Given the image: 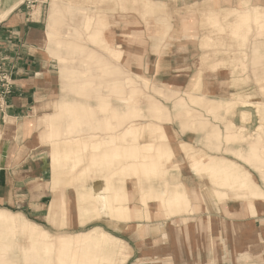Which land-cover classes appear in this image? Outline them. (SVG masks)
<instances>
[{"label":"crops","instance_id":"obj_1","mask_svg":"<svg viewBox=\"0 0 264 264\" xmlns=\"http://www.w3.org/2000/svg\"><path fill=\"white\" fill-rule=\"evenodd\" d=\"M26 1L0 0V65L11 73L15 83L9 107L0 111V212L21 216L25 214L23 210L19 214L8 208L27 209L48 223L51 205L59 197L45 193V173L52 172L50 191L73 183L76 174L53 172L52 147L46 142L50 120L55 122L65 105L69 110H81L83 106L93 114L92 119H81L86 128L80 138L74 137L85 143H90V138L109 142L106 134L121 133L125 125H137L134 122L138 120L131 119V114L147 109L153 119L159 114L171 120L154 124L163 127L173 157L159 178L149 182L134 176L126 182L129 194L132 192L133 216L136 210H142L137 182L146 192L154 189L178 194L184 212L168 218L156 204L151 221L102 218L88 224L110 225L107 228L113 236L128 246L130 257L126 264H264V199L243 197L237 189L221 188L209 174L197 172L199 168L194 171L193 167L194 159L203 163L224 160L248 173L264 192V162L257 167L241 159L249 156L250 146L256 144L264 161V134H259L264 121L258 112L264 111V105L258 106L264 104L263 75L257 76L261 79L256 89L246 85L253 82L247 73L249 64L264 63V40L254 42L256 33L248 36L243 31L252 10L260 24L255 38L264 37V0H37L33 7H28ZM200 15L210 31L208 35L215 40L213 47L201 49L199 37L195 54L188 30L194 25L190 20ZM231 39L235 41H227ZM99 43L104 49L94 45ZM223 45L226 49H222ZM117 50L124 55L118 56ZM211 50L218 53L214 57L206 53ZM93 64H100L107 75L122 74L123 79L125 74L133 79L143 76L151 82L149 88H155L154 92L141 87L126 91L119 85L122 82L110 83L104 74L100 75V88H93ZM168 81L177 87L162 84ZM130 93L150 95L154 102L149 106L141 103L126 112L119 98L124 100L123 95ZM160 93L169 102L154 97ZM114 94L117 100L109 102V96ZM94 95L97 101H93ZM76 96H84L85 100ZM189 99L197 105L202 118H174L184 108L190 109ZM248 102L253 105H242ZM229 109L232 111L226 115L224 110ZM71 120L64 117L68 125ZM106 122L116 131L104 129ZM229 127L235 134H243L244 141L229 142ZM217 131L220 138L215 135ZM136 136L127 139L128 146L134 148L137 144L140 149L157 138L145 134L141 140ZM124 144L118 141L116 148L123 149ZM74 145L71 149L78 151ZM184 146L189 147V156ZM81 154L84 160L77 172L102 170L109 165L108 161L96 164L90 149ZM113 161L118 170L123 168L120 158ZM69 166H73L72 162ZM33 178H37L36 183ZM63 190L69 191L66 194L71 206L76 202L71 194L73 188ZM71 211L68 223L76 227L78 218ZM53 222L59 223L60 219Z\"/></svg>","mask_w":264,"mask_h":264},{"label":"bare ground","instance_id":"obj_2","mask_svg":"<svg viewBox=\"0 0 264 264\" xmlns=\"http://www.w3.org/2000/svg\"><path fill=\"white\" fill-rule=\"evenodd\" d=\"M4 15V14H3ZM3 17V16H2ZM192 23H196V19H191ZM193 30V29H192ZM190 35L194 37L195 32H191ZM96 35H94V38ZM190 38V37H188ZM214 38L211 35H205L202 43V49H208L213 47L214 45ZM120 48V47H119ZM118 54H122V51L117 50ZM245 66H241V70L244 72ZM201 77V76H199ZM146 80V78H144ZM163 85H170L173 87H177L175 82H165L162 83ZM195 89V88H194ZM199 89V88H197ZM196 90V89H195ZM197 91V90H196ZM264 95V90L262 91ZM242 105H253L252 102L242 103ZM264 104L258 105L263 106ZM81 110H69V105L64 106V110L58 119L54 122L50 120L51 124L49 126V130L46 133V142L49 143L52 147V152L50 156V160L52 161V169L53 172H68V173H75L84 160V155L81 153L86 149V143L82 140H72L69 138L74 132V126L78 125L81 117H89L92 119L93 114L89 113L88 110H85V107L80 106ZM87 111L89 115L85 113ZM260 115H263V111H258ZM244 113V112H243ZM86 115V117H85ZM142 115V111L133 112L130 116L131 119H137ZM246 115V113H245ZM244 115V116H245ZM69 116L72 120L70 124L69 122L64 121V117L67 118ZM243 116V117H244ZM242 117V116H241ZM157 121L160 120H169L168 118H163L159 114L155 115ZM245 119V118H243ZM134 122V121H133ZM248 122V121H247ZM90 123V122H88ZM132 123V122H131ZM244 123V122H243ZM131 125V124H130ZM147 131L152 132V135H158V132L161 130V126L155 125L154 123L147 125ZM139 127V128H138ZM144 127V126H143ZM107 131L112 132L116 131V129L112 128L109 122L105 123V128ZM231 127L227 128V135L230 134ZM139 132V133H138ZM143 129L141 126H130L129 128H125L121 133L114 132L112 134H107L109 136V142H104L107 146L102 149L103 142H97L93 144V153L96 156L95 163H105L108 161L109 165L106 167L98 168V170H93V173H100L104 175L105 173H109L108 176V187L107 193L102 194L99 198V201L93 202L89 207V209L83 210L86 214H95L99 216L100 219L106 217L105 219L118 221V222H128L132 218L137 219H147L150 220L152 216L151 210H153L150 206L152 203L153 206L156 205V197L152 193L150 194H141L140 189V197L142 210H136L135 216H133L134 208L130 201V194L127 190L125 185L124 192L121 195L119 192L114 191L113 181L116 178V172L113 171V167L116 166V161H113L116 158H120V162L124 160L123 156V149H117L118 141L119 142H127L126 139L133 137L134 135L138 134L144 137L145 133H143ZM148 134V133H147ZM166 135V134H165ZM216 137L220 138L221 133L217 131L215 133ZM64 136H68L67 138H63ZM233 140L232 137H228V141ZM72 143H75L76 149L78 151L72 150ZM156 143V141L154 142ZM122 144V143H121ZM167 145V150L170 148L168 142L165 143ZM50 147V148H51ZM153 146L149 147L152 148ZM124 148H126L124 144ZM148 148V147H147ZM103 151V154H99V152ZM133 151V150H132ZM259 146L252 145L249 149V156L245 157L253 166L260 165L264 161L260 158ZM83 156V157H82ZM123 156V158H122ZM113 161V162H112ZM72 162L73 166L70 167L69 163ZM160 162V157H159ZM218 165L214 166L210 173V177L212 180L221 188H227L232 186L231 177L234 175V170L229 168L227 170L217 169ZM217 167V168H216ZM140 169H133L130 173V178L134 176H141L147 180H154L156 177L159 178L161 172L157 171L158 165L156 162H146L144 161L141 164ZM219 170V172H218ZM90 173L89 169H85L80 174L83 177H86ZM93 175V174H92ZM137 181V180H136ZM139 187L140 182H137ZM246 184V182L242 183ZM57 191V190H53ZM259 191V190H258ZM243 197L245 196V192L243 191ZM60 193H56L55 195L59 197L58 201H55L50 208V221L53 222L54 219L60 214H67L68 215V203L63 200V198L59 195ZM220 194V193H219ZM225 194V193H224ZM258 195L257 192H255ZM92 197L93 194H91ZM238 196V195H236ZM241 197V195H239ZM223 197V193L220 195ZM166 192H163L160 196L159 205L162 207V213L165 214L167 217L174 214L175 211L171 207V211L169 210L168 204L165 202ZM260 198L264 199V196H260ZM171 203L176 209V213L179 214L180 210H182L181 198L179 195L173 194L171 198ZM250 207V206H249ZM252 209V207H251ZM79 212H82V209L78 208ZM72 213V211H71ZM164 215V216H165ZM22 216V215H21ZM20 215H11L6 213L0 212V225H8L12 231V241L8 247L3 245V241L0 238V264H49L44 263V259L39 252L40 246H48L58 248L62 257L58 259L57 264H125L128 262V258L130 257L127 254L128 246L122 240L114 237L113 235L105 232H99L97 229H94L92 232L89 233H80L77 235H71V237H58L56 240H52L55 238L47 231L43 230L37 224L27 223L25 224L22 221ZM23 217V216H22ZM60 219V217H59ZM96 219V218H95ZM27 222V221H26ZM164 225V224H163ZM110 226V225H109ZM156 226V225H155ZM258 227V226H257ZM31 238V246L28 249L20 250V235L21 233L25 232ZM153 240V239H152ZM129 244V243H128ZM130 248V247H129ZM130 253V252H129ZM14 254L22 255L21 258L14 257ZM129 256V257H128Z\"/></svg>","mask_w":264,"mask_h":264},{"label":"rangeland","instance_id":"obj_3","mask_svg":"<svg viewBox=\"0 0 264 264\" xmlns=\"http://www.w3.org/2000/svg\"><path fill=\"white\" fill-rule=\"evenodd\" d=\"M250 14L251 15L253 14L252 18L248 22V24H246L244 26L243 31H245V33L248 36H251L254 33H256V36L253 37L254 42H255L256 39H263L264 40V37L263 38H255V37H257V32H259L257 29L260 26V24L256 21L255 14H254V12L252 10L250 11ZM203 19H204L203 15H200L199 17L197 16L196 23H194L192 28L190 27L189 30H188V37H190L188 39H189L190 46H192L191 48L194 51V53H195V50H196V47H195L196 41L199 39V37L201 38V40H203L204 36L208 35L209 32H210L209 29H206L204 27V25L202 23ZM188 26H189V24H188ZM191 32H195V35H193L194 37H192L190 35ZM218 32H220V31H218ZM227 41L234 42L235 40L231 39V40H227ZM94 45L98 46L101 49H104V47L100 43L99 44H94ZM216 47L220 48L221 46L219 45V46H216ZM222 47H223L222 49H226L225 48L226 45H223ZM111 49H110V51H111ZM249 51H250V49H249ZM206 53L211 54L214 57L215 54L218 53V51H216V53H215V52H213V50H211V51L206 52ZM122 55H124V53H122L121 56ZM118 56H120V55L118 54ZM246 58H248V57H246ZM252 58H254L253 49H252ZM119 59H121V57L116 58V60H119ZM99 66H100V64H93L92 65V67H93L92 75L94 77H92V80H90L92 82V85H90V86H92L93 88H100V86L102 85V79L100 78V75L104 74L105 76H108V79H109L110 83H112V81H113L114 84L115 83L117 84L118 80L120 82H122L119 85H121V87L125 86L126 87V91H130L131 92V90H133L132 89L133 87H135V88L141 87V88L146 89V91H153L154 92V89H155L154 87H152V88H154L152 90H150V88H149L152 85L151 82H149L148 79H146L147 83L144 82L145 79H142V78H144L143 76H141L142 78L141 77H136L135 79H133L132 76H129V75L125 74V77L123 79V75L119 74V77H118L116 72L109 73L107 75V72L106 71L102 72L101 69L99 68ZM247 73L250 74L251 77H253V82L250 80V82L248 84H246V85L248 87L251 86L250 89H256L258 87L256 82H257V80L261 79V78H258L257 76L258 75H260V76L263 75L262 79H264V63H262L259 66H255L254 62H251L249 64L248 69H247ZM118 78H121V80L118 79ZM103 85H105V84H103ZM107 85H105V86H107ZM109 85H111V84H109ZM153 86H154V83H153ZM108 88H110V87L108 86ZM259 93L261 95V92H259ZM84 96H81V97L80 96H76V97L78 99H80V100L81 99L85 100L86 97H90V96H85V98H84ZM123 96L125 97V99L122 100L121 98H119V100L122 103L125 104V107L127 108L126 112H129L128 109L132 108L133 106H137V107L140 106L141 103L142 104L145 103L147 106H149V104L154 102L153 98H151L150 95H147V94L145 95V94H142V93H141V95H136V94L130 93V94H125ZM155 96H157V98L158 97L161 98L162 100H164L166 102H169V100L166 99V96L164 94L160 93V94L154 95V97ZM94 97H95V95L93 96V98ZM188 98H190V96H188ZM111 99H114L116 101L117 100V95H115V94L114 95H110L108 101L110 102ZM190 99H189L190 109L186 110L184 108L183 111H180L174 118H176V119L186 118V119H191V120H194V119L196 120L197 118H202V114H199L197 112V110H196L197 105L192 103V101ZM131 100H134V101H131ZM93 101H97V100H95V98H94ZM130 102H132V103H130ZM224 111H225L226 115H229L230 111H232V110L229 109V111H227V110H224ZM85 113L87 115H89V113L87 111H85ZM157 113H161L162 114L163 112H159L158 111ZM209 116L213 117L214 115L213 114H209ZM85 117H86V115H85ZM261 117H262V120L264 121V111H263V115H261ZM83 118L84 117H81L80 120L83 119ZM134 120H138L139 122L136 121L134 123H137V126L140 124V126L142 127V129L144 131L143 133H145V134L148 133L149 135L152 132H148L147 131L146 124L150 125V124L156 123V122L157 123H161V122H170L171 121L170 119L168 121H166V120L165 121H163V120L157 121L156 119H153V117L151 116V114H149L147 109L145 111H142V115L139 118L134 119ZM130 121H127L126 123H129ZM81 122H82L81 125L78 124V125L74 126V132H73V134L71 136H69V138L72 140V142L74 140V137L75 138H77V137L80 138L81 134L84 133V130H85L86 127H84V124H83L82 120H81ZM130 126H134V125H130ZM130 126H126V125L123 126V130L125 128H129ZM93 129H96V128H93ZM190 129H193L192 131H195V126H194V128L192 127ZM231 130H233V128ZM101 133H104V132H101ZM165 134L166 133H165L163 127L161 126V130L158 132L157 138L155 140L157 144L153 142L151 144L144 145L140 149L138 148L137 144H136V146L134 148H132L131 144H130V146H128L129 143L128 142L125 143L126 148H123V156H124V158L122 156V158L124 159L122 161V164H124L123 168L118 170L117 166H114L113 169H112L113 171L116 172V178L113 181V187L115 188V189H113L114 191H117V192H119L122 195L123 192H124V187L126 185V182H129V180L134 179V178H130L129 179V177L131 176L130 172L133 169H135V168L140 169L139 167H141V164L144 161L151 162V163L156 162L157 165H158L157 171L161 172L163 170L164 165L171 161L170 160V156L172 155V157H173V153L171 152V148H169L167 150V145L165 143L168 142V140H167V136ZM259 134H264V128H260L259 129ZM242 135L243 134H235L233 131H230V134L227 135V139H228V137H232L233 140H230V142L244 141V137ZM137 136H138V134H137ZM139 136H140L141 140H144V138H142L143 137L142 135H139ZM67 137L68 136H64L63 138H67ZM89 141H90V143L86 142V149H84V150L90 149L93 152L94 150H93L92 146H93V144L99 142V140L98 141L93 140V139L91 140V138H90ZM106 146H107V144L104 143V145H102V149H104ZM151 146H153V147L149 148ZM183 151L186 154H188V156L190 155L189 147L184 146L183 147ZM84 153H86V152H84ZM159 157H160V162H159ZM241 159L248 163L246 158L243 157ZM88 162H87V164H88ZM216 165H218L217 166L218 168L216 167L217 169H219L220 167H221V169H224V170L232 168L234 170V172H235L233 177H231L232 186L231 187L229 186L227 188H230L231 190H236L237 189V192H241V193L244 191L245 192V197L248 196L250 198L251 197L252 198H260V196H264V192L255 184V182L251 179L250 175L248 173H244V171H242V169L239 166L235 165V164L227 163L224 160H214V159L210 160L208 163H203L200 160L194 159L193 167L195 169L194 171H196V169L199 168V171H197V172L207 173V174H209V177H210V173L209 172ZM258 166L259 165H257V167ZM77 171L75 173L58 172V173H62V175L76 174V177L73 175L74 179H73V181H71L73 183L63 184L60 187V188L66 189V190L69 189V188H71V190H72V188H73L71 194H72L73 197H76V202L72 203L73 206L72 205L71 206L67 205V207H68V215L60 213L57 216L58 219L60 217V222L59 223L58 222L57 223L51 222L50 220L48 221V223H46L45 221H42L39 218L37 219L36 218L37 216L35 214H33L31 211L27 210V209H17L15 207H12V208H8L7 211H10L12 213L21 214L20 211L23 210L25 214H22V215H24L25 218L21 217L22 221L25 224H27V223L37 224L43 230L47 231L48 233H50L52 236L55 237V238H52V240H56L58 237H71V235L74 236V235H77V234H80V233H89V232H92L94 229H97L99 232H105V233L107 232V233L113 235L112 232H110V230L107 228V227H109L108 223H105V224H103V223L88 224V222L90 220L92 221V220L100 219L99 216H96L95 214H93V215L92 214H88V213L85 214L83 212V210H85L87 208L89 209V207H91L90 205L93 202L99 201V198L101 197L102 194L107 193V191H108L107 187H108V183H109V180H108L109 173H105L104 175H101L100 173H95V172L93 173V171L90 170V173L84 178L80 174V172H77ZM218 172H219V170H218ZM51 173L52 172H50V171L46 172L45 176H44V178L42 180V183L44 182V184H45V193L48 194L49 192H51L52 194H56V193H60L61 192L59 195L63 198V200L65 202L68 203L69 199H68V195L66 194V192L68 193L69 191H65L63 189H59V190L53 192L52 189H51V191L48 190L49 188H51V181H52V174ZM77 174H80V175L78 176ZM117 176H119V177H117ZM33 177H36V176H33ZM69 177L70 176H66V179H68ZM161 178H163V177H161ZM36 179L37 178L34 179L35 183H36ZM145 180H147V179H145ZM147 181L151 182V180H147ZM95 182H97L98 185L93 186L92 183H95ZM244 182H246V184H242ZM76 186L78 188H77V190H74V189H76L75 188ZM152 188H154V187H152ZM139 189H140V193L141 194H150V193H152L153 195H155L156 204L159 205L160 196H161V194H163V192L156 191L154 189H149L146 192V190H144L143 187L140 184H139ZM255 192H257L258 195H256ZM91 194H93V196L94 195L95 196L92 197ZM131 194H132V192H130V195ZM176 195H178V194H176ZM57 196L54 195L55 198H57ZM172 197H173V194H171L170 192H166L165 202L168 204L167 208H169V210L171 211V207H172L174 209V211H175V213L170 215L169 217H174V216H177L180 213L184 212V210L182 209V210H180L179 214L176 213V209L173 206V204L171 203V198ZM48 201H49V199H48ZM130 201H131V204H133V200L131 199ZM79 206L82 209V212H79V210H78ZM159 207H160V205H159ZM151 208L153 210L155 209L154 206H152ZM70 209H72V211H75L76 216L78 218L77 219L78 222H77V226L76 227H73L74 225L72 223H68V219L70 218L69 217ZM156 209H158V207ZM162 209L163 208L160 207V211H162ZM104 218H106V217H104ZM153 218L154 217H151L150 220H147V219H145V220L146 221H151V220H153ZM101 224L102 225H107V226H103L104 227L103 228L102 226H100ZM0 238L3 241V245L5 247H8L9 244L11 243V241H12V231H11L10 226H8V225H0ZM30 246H31V238H29V236L27 235V233L25 231V232L21 233V235H20V250L28 249V247H30ZM39 252H40L41 256L44 259L43 262L44 263L48 262L49 264H57L58 259L63 256V254H61V252L59 251L58 248H54V247L51 248V247H48L47 245L45 247L44 246H40L39 247ZM126 252H128V251H126ZM21 256L22 255H20V254H16V255L14 254V257H17V258H21ZM29 264H31V263H29Z\"/></svg>","mask_w":264,"mask_h":264},{"label":"built area","instance_id":"obj_4","mask_svg":"<svg viewBox=\"0 0 264 264\" xmlns=\"http://www.w3.org/2000/svg\"><path fill=\"white\" fill-rule=\"evenodd\" d=\"M37 0H27L28 7H33ZM15 88L11 73L0 65V111L4 112L9 107L8 100L13 95Z\"/></svg>","mask_w":264,"mask_h":264}]
</instances>
